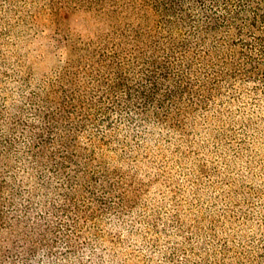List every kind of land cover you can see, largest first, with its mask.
<instances>
[{
  "label": "trees",
  "instance_id": "trees-1",
  "mask_svg": "<svg viewBox=\"0 0 264 264\" xmlns=\"http://www.w3.org/2000/svg\"><path fill=\"white\" fill-rule=\"evenodd\" d=\"M44 7L53 15L95 12L100 21H110L109 28L81 45L66 37L71 52L81 46L78 57L86 55L87 64L68 56L51 87L30 96L28 104H37L34 117L25 116L29 105L18 112L15 124L24 140L15 159L28 179L38 182L29 190L41 201L36 221L27 219L32 199L18 204L17 179L7 176L1 164L17 139H0L5 149L0 154V264H44L60 236L72 239L74 233V243L81 236L79 214L88 221L115 212L116 223L134 215L118 223L125 233L119 237H144L135 219L140 190L125 171L133 148L126 150V138L101 134V129L113 126L112 114L118 111L170 123L173 105L185 103L183 113L193 110L224 87L235 101L252 102L240 116L228 115L237 119L235 133L227 134L221 114V124L212 130L213 144L225 150L224 166L216 171L223 175L215 184L224 203L212 217L213 233L221 223L227 236L206 238L198 229L197 250L189 249L199 252L181 250L183 262L175 251L168 264H264V0H0V50L26 39L38 8ZM84 133L90 142H82ZM228 135L231 144L223 139ZM53 193L58 198H50ZM238 218L244 229L239 240L226 229ZM142 222L169 227L153 215ZM249 229L255 233L246 239ZM92 255L86 264H147L126 259L119 249L108 258Z\"/></svg>",
  "mask_w": 264,
  "mask_h": 264
},
{
  "label": "rangeland",
  "instance_id": "rangeland-1",
  "mask_svg": "<svg viewBox=\"0 0 264 264\" xmlns=\"http://www.w3.org/2000/svg\"><path fill=\"white\" fill-rule=\"evenodd\" d=\"M35 21L26 39L17 41L9 49L0 50V139H3L2 136L17 139L16 146L5 153L6 157L2 158L1 164L7 176L17 179L15 188L19 191L18 204L32 199V214L27 219L33 221L37 220L41 201L33 191H29L37 186V180L28 179L24 167L15 159L16 151L23 146L24 140L20 137L21 126L15 124L21 116L18 112L22 106L29 105L25 116L34 117L33 106L37 104H28L30 96L33 92L51 87L68 56L76 63L87 64L86 55L78 57L82 52L79 48L81 46L71 52L65 42L66 37H71L77 44L89 38L98 39L100 34L108 30L110 22L108 19L100 21L95 12L64 10L53 15L46 7L38 8ZM233 97L234 93L224 87L203 104L194 105L193 110L183 113L180 111L186 104H175L172 111L175 118L170 123H153V120L142 119L143 116L139 114L133 118L126 111L113 113V126L101 129L100 133H108V136L118 139L126 138L129 145L124 148H133L125 171L133 174L130 183L140 190V213L135 219L138 232L144 234V237L141 234L138 238L119 237L125 234L124 224H119L131 220L134 215H127L123 221L116 223L115 212L98 213L88 221H84L82 214L78 217L72 213L80 220L79 228L84 227L81 236L75 243L72 240L74 233H71L72 239L60 236L53 246V252L45 256L47 261L44 264H86L91 262L93 251L108 258L115 255L117 249L123 252L126 259L142 260L147 264H168L169 257L175 251H179L177 260L183 262L186 257L182 256L181 250L199 252L189 249L197 250L201 241L197 230L202 229L206 238L211 234L214 236L212 217L219 213L218 210H222L224 203L221 196L217 197L218 187L215 184L223 175L216 171L224 166L225 150L213 144L217 137L212 130L214 128L215 133L217 124H221L217 119L221 114L227 134L235 133L237 119L228 115L231 112L242 114L243 108H248L252 103L243 104ZM223 139L229 144L233 143L230 141L233 139L231 135ZM81 140L84 143L90 142L89 134L84 133ZM111 144L123 146L118 141ZM2 152H5L4 147H0V154ZM53 183L58 185L56 179H53ZM51 197L53 200L58 198L54 193ZM21 208L22 205H19V213L23 217L25 211ZM13 214L21 217L16 212ZM151 215L157 220H167L169 227L162 226V223L155 225L159 226L157 228L147 227L145 222L141 223ZM226 229L231 230L239 240L244 232L243 222L238 218ZM216 230L214 237L217 240L226 238L221 223L216 224ZM247 232L246 239L255 233L254 229Z\"/></svg>",
  "mask_w": 264,
  "mask_h": 264
}]
</instances>
